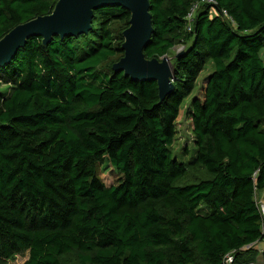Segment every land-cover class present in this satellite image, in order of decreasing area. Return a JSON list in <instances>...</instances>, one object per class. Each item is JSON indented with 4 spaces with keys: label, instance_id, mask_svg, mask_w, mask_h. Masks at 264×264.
Wrapping results in <instances>:
<instances>
[{
    "label": "trees",
    "instance_id": "obj_1",
    "mask_svg": "<svg viewBox=\"0 0 264 264\" xmlns=\"http://www.w3.org/2000/svg\"><path fill=\"white\" fill-rule=\"evenodd\" d=\"M58 0H0V38ZM149 0L147 58L173 89L113 69L130 11L93 10L87 32L30 36L0 66V264H247L264 239V0ZM226 10L223 14L221 10ZM189 27V28H188ZM193 156L173 150L181 105ZM199 90V89H198ZM117 177L106 184L99 166ZM264 259V248L262 249ZM231 261H227V256Z\"/></svg>",
    "mask_w": 264,
    "mask_h": 264
},
{
    "label": "water",
    "instance_id": "obj_2",
    "mask_svg": "<svg viewBox=\"0 0 264 264\" xmlns=\"http://www.w3.org/2000/svg\"><path fill=\"white\" fill-rule=\"evenodd\" d=\"M104 4H120L130 11L129 25L123 31V56L113 69L135 79L156 80L162 100L174 87L173 72L168 56L147 58L143 52L152 36L149 0H58L51 13L19 23L0 38V66L11 60L30 36H42L47 43L54 35L87 32L94 8ZM181 53L178 51L176 57Z\"/></svg>",
    "mask_w": 264,
    "mask_h": 264
},
{
    "label": "rangeland",
    "instance_id": "obj_3",
    "mask_svg": "<svg viewBox=\"0 0 264 264\" xmlns=\"http://www.w3.org/2000/svg\"><path fill=\"white\" fill-rule=\"evenodd\" d=\"M182 49V45H177L173 47L169 54L167 55L171 61L174 55ZM261 57L264 61V48L260 51ZM212 70L211 62L208 61L203 70L201 71L197 81L196 87L192 93L186 97L181 105L180 113L176 123V133L173 140V150L177 158L181 161H186L191 159L193 156V136L190 130V124L186 118V112L189 108V102L194 95L201 96V86L204 82L205 76H207ZM199 89V90H198ZM1 93H6V85L0 83ZM98 175L106 183L110 184L115 181L117 177L116 171L111 168L109 164H103L99 166ZM256 202L260 210L264 208V192H257L255 196ZM258 251V256L254 261L249 262L250 264H264L262 249L264 248V239L252 245ZM27 257V252L19 253L9 259L8 264H22ZM248 264V263H247Z\"/></svg>",
    "mask_w": 264,
    "mask_h": 264
},
{
    "label": "built area",
    "instance_id": "obj_4",
    "mask_svg": "<svg viewBox=\"0 0 264 264\" xmlns=\"http://www.w3.org/2000/svg\"><path fill=\"white\" fill-rule=\"evenodd\" d=\"M204 3H210L212 5H215L216 4V0H199V1H196L190 8L189 12L187 13V16H186V19L188 21V24H191L192 20H193V17H194V14H195V11ZM221 12L223 14H227L226 10L222 9ZM189 28V27H188ZM261 213L264 215V208L262 210H260ZM227 261H231V256L228 255L227 256Z\"/></svg>",
    "mask_w": 264,
    "mask_h": 264
}]
</instances>
